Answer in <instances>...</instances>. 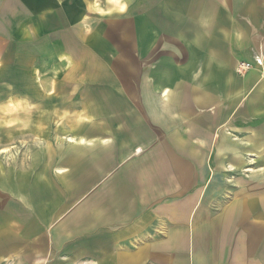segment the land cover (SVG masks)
<instances>
[{
  "label": "crops",
  "instance_id": "0c3cea01",
  "mask_svg": "<svg viewBox=\"0 0 264 264\" xmlns=\"http://www.w3.org/2000/svg\"><path fill=\"white\" fill-rule=\"evenodd\" d=\"M6 133L0 264H264V0H0Z\"/></svg>",
  "mask_w": 264,
  "mask_h": 264
},
{
  "label": "rangeland",
  "instance_id": "374dc122",
  "mask_svg": "<svg viewBox=\"0 0 264 264\" xmlns=\"http://www.w3.org/2000/svg\"><path fill=\"white\" fill-rule=\"evenodd\" d=\"M17 139H18V137L15 138V140H17ZM3 141L6 142V145L5 146H7V133L6 134H3V135L2 134L0 135V142H3ZM14 147L16 148V146H14ZM15 148L10 149V150L13 151ZM19 153H20V151L16 155L18 156Z\"/></svg>",
  "mask_w": 264,
  "mask_h": 264
},
{
  "label": "built area",
  "instance_id": "2783aa9c",
  "mask_svg": "<svg viewBox=\"0 0 264 264\" xmlns=\"http://www.w3.org/2000/svg\"><path fill=\"white\" fill-rule=\"evenodd\" d=\"M248 63L244 64L243 67H240L241 69H243L244 67H247Z\"/></svg>",
  "mask_w": 264,
  "mask_h": 264
}]
</instances>
